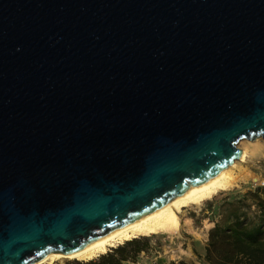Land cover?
Masks as SVG:
<instances>
[{
  "label": "water",
  "instance_id": "obj_1",
  "mask_svg": "<svg viewBox=\"0 0 264 264\" xmlns=\"http://www.w3.org/2000/svg\"><path fill=\"white\" fill-rule=\"evenodd\" d=\"M264 140V0H0V264L69 254Z\"/></svg>",
  "mask_w": 264,
  "mask_h": 264
},
{
  "label": "rangeland",
  "instance_id": "obj_2",
  "mask_svg": "<svg viewBox=\"0 0 264 264\" xmlns=\"http://www.w3.org/2000/svg\"><path fill=\"white\" fill-rule=\"evenodd\" d=\"M255 140V142L240 140L236 144L239 150H247L248 157L245 161L238 162L236 168L233 169V176L237 182L230 187V190L222 191L198 208L189 210L185 217L188 223L179 231L180 233L172 234V236L171 234L169 236L159 234L157 236L139 237L148 240V250L143 254H139L134 263L129 261L126 264H168L180 261L189 264H205L203 261L204 248L207 244L208 233L214 226V221L220 220L222 211L235 209V206L225 208V205L242 199L243 203L250 207L249 212L251 214L257 211L254 206L253 193L257 188L264 189V185L261 186V183L264 184V140L261 138ZM125 243L119 246H123ZM98 257L92 260H96ZM78 262L80 264L87 263ZM53 264L76 263L74 260H64Z\"/></svg>",
  "mask_w": 264,
  "mask_h": 264
},
{
  "label": "trees",
  "instance_id": "obj_3",
  "mask_svg": "<svg viewBox=\"0 0 264 264\" xmlns=\"http://www.w3.org/2000/svg\"><path fill=\"white\" fill-rule=\"evenodd\" d=\"M253 195L257 210L253 214L242 199L225 205V208L235 206V209L222 211L220 220L214 221L204 248L205 264H264V189L257 188ZM148 246L147 239L136 238L86 264L134 263L139 254L148 250ZM75 263L80 264L78 261Z\"/></svg>",
  "mask_w": 264,
  "mask_h": 264
},
{
  "label": "bare ground",
  "instance_id": "obj_4",
  "mask_svg": "<svg viewBox=\"0 0 264 264\" xmlns=\"http://www.w3.org/2000/svg\"><path fill=\"white\" fill-rule=\"evenodd\" d=\"M247 157V150L241 149L239 158L235 160L237 161L236 163L234 161L218 175L203 183L189 186L184 193L175 196L160 209L149 212L114 233L99 238L95 242L85 245L74 252L69 254L51 252L40 261L32 264H53L63 262L64 260L87 262L107 253L109 249L116 248L125 242L139 237L157 236L159 234L163 236L171 234L172 236V234H176L182 230L188 223L185 217L189 210L198 208L222 191L230 190V187L237 182L233 176V169L236 168L238 162L245 161Z\"/></svg>",
  "mask_w": 264,
  "mask_h": 264
},
{
  "label": "crops",
  "instance_id": "obj_5",
  "mask_svg": "<svg viewBox=\"0 0 264 264\" xmlns=\"http://www.w3.org/2000/svg\"><path fill=\"white\" fill-rule=\"evenodd\" d=\"M126 263H128V262H123L122 264H126Z\"/></svg>",
  "mask_w": 264,
  "mask_h": 264
},
{
  "label": "built area",
  "instance_id": "obj_6",
  "mask_svg": "<svg viewBox=\"0 0 264 264\" xmlns=\"http://www.w3.org/2000/svg\"><path fill=\"white\" fill-rule=\"evenodd\" d=\"M264 184L263 183H261V186H263ZM143 254V253H142Z\"/></svg>",
  "mask_w": 264,
  "mask_h": 264
}]
</instances>
